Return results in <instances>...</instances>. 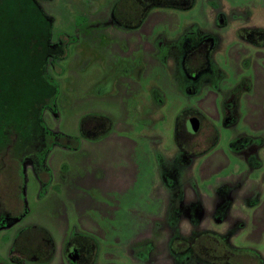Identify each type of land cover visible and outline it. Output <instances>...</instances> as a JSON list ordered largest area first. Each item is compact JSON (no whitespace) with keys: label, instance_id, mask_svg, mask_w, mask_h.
Segmentation results:
<instances>
[{"label":"rangeland","instance_id":"rangeland-1","mask_svg":"<svg viewBox=\"0 0 264 264\" xmlns=\"http://www.w3.org/2000/svg\"><path fill=\"white\" fill-rule=\"evenodd\" d=\"M117 1L0 0L1 264L29 226L52 239L47 264H75L83 236L81 264H206L172 253L204 233L264 264V47L239 36L264 31V0L154 8L132 31ZM85 117L108 133L82 137ZM42 128L78 146H52L37 180Z\"/></svg>","mask_w":264,"mask_h":264},{"label":"trees","instance_id":"trees-1","mask_svg":"<svg viewBox=\"0 0 264 264\" xmlns=\"http://www.w3.org/2000/svg\"><path fill=\"white\" fill-rule=\"evenodd\" d=\"M195 0H119L113 6L111 11V19L113 24L122 30L132 31L137 29L149 13L154 8H166L176 10H187L193 7ZM239 36L251 42L258 47H264V31L263 30H244L239 33ZM190 57L188 54L187 58ZM185 67V66H184ZM188 71L189 69L186 68ZM101 130H96L98 125L97 119L83 118L80 123L81 135L87 140L96 141L104 137L109 129L110 122L107 119L100 118ZM95 122L93 126L90 123ZM42 135L39 142L35 145L30 155H33L31 162L36 169V178L40 180V174L46 172L38 161L43 160V155L48 152L52 146L66 147V149H76L78 139L74 137L64 136L62 134H52L45 129H41ZM191 136V135H190ZM37 146V147H36ZM16 218L14 221H17ZM88 244L80 250H85L88 254L86 260H90L97 248L96 242L89 237L83 236ZM72 241V240H71ZM71 246L73 245L72 242ZM176 245L172 249V253L182 255L190 251L198 261L206 264H213L215 255L220 258H226L224 264H237V260L247 259L253 260L255 264H262V259L259 254L253 250H245L234 248L227 244V241L221 239L220 236L214 233H204L197 236L191 243L184 240L175 239ZM75 248V246H74ZM76 249V248H75ZM204 251L211 258L204 257L201 253ZM54 254V245L51 237L44 229L36 226H29L17 232L9 249L10 261L15 264H23L25 261L34 262L37 264H47L51 261ZM91 254V258H89ZM1 264V262H0ZM84 264V263H83ZM86 264V262H85ZM223 264V263H222Z\"/></svg>","mask_w":264,"mask_h":264},{"label":"flooded vegetation","instance_id":"flooded-vegetation-1","mask_svg":"<svg viewBox=\"0 0 264 264\" xmlns=\"http://www.w3.org/2000/svg\"><path fill=\"white\" fill-rule=\"evenodd\" d=\"M197 119V118H196ZM198 120V119H197ZM198 122H199V120H198ZM186 134H188L187 133V130H186ZM190 135V134H189ZM192 136V135H191ZM80 253V254H79ZM74 256L76 257V258H74V259H72V261L73 262H76L75 264H81V262L82 261H87L86 260V256H84L82 253H81V251L79 252V250H75V254H74Z\"/></svg>","mask_w":264,"mask_h":264},{"label":"water","instance_id":"water-1","mask_svg":"<svg viewBox=\"0 0 264 264\" xmlns=\"http://www.w3.org/2000/svg\"><path fill=\"white\" fill-rule=\"evenodd\" d=\"M190 128H188L189 134H195L199 128V122L197 119H194L192 123H190Z\"/></svg>","mask_w":264,"mask_h":264}]
</instances>
